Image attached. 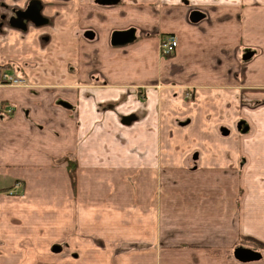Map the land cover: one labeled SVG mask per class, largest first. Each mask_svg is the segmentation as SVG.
<instances>
[{
	"label": "crops",
	"instance_id": "obj_1",
	"mask_svg": "<svg viewBox=\"0 0 264 264\" xmlns=\"http://www.w3.org/2000/svg\"><path fill=\"white\" fill-rule=\"evenodd\" d=\"M30 1L0 0V80L28 81L0 85V264H264V0H40L14 24Z\"/></svg>",
	"mask_w": 264,
	"mask_h": 264
},
{
	"label": "water",
	"instance_id": "obj_2",
	"mask_svg": "<svg viewBox=\"0 0 264 264\" xmlns=\"http://www.w3.org/2000/svg\"><path fill=\"white\" fill-rule=\"evenodd\" d=\"M102 3H111V2H117L116 0H102ZM34 14V17L39 16V9L33 10V7L30 9V11L27 13L28 16H31ZM33 17V16H32ZM18 22H22L23 17L21 15H18ZM135 37V30L130 29L124 32H118L114 35L113 42L115 44L117 43H128L134 40ZM237 256L242 259V260H252L257 258V253L250 251V250H245V249H239Z\"/></svg>",
	"mask_w": 264,
	"mask_h": 264
},
{
	"label": "built area",
	"instance_id": "obj_3",
	"mask_svg": "<svg viewBox=\"0 0 264 264\" xmlns=\"http://www.w3.org/2000/svg\"><path fill=\"white\" fill-rule=\"evenodd\" d=\"M178 45L177 38L174 35L167 36L164 41H162L161 48L164 54H171L175 51ZM3 84L7 85H17L20 86L26 83V80L23 78H18L16 76L4 73L2 76ZM13 113V108L8 106L5 109H0L1 116H8Z\"/></svg>",
	"mask_w": 264,
	"mask_h": 264
},
{
	"label": "flooded vegetation",
	"instance_id": "obj_4",
	"mask_svg": "<svg viewBox=\"0 0 264 264\" xmlns=\"http://www.w3.org/2000/svg\"><path fill=\"white\" fill-rule=\"evenodd\" d=\"M39 2H40V0H31L30 1V9L33 7V10H34V8H36V7H38V4H39ZM29 11V10H28ZM27 11H20V12H18L17 13V16H16V18H14V19H12V21L14 22V24H17V25H20V26H22L23 28H26V25L25 24H22V22L20 21V22H18V15H21L23 18L24 17H27L28 15H27V13H26ZM31 16H35L34 14H32ZM30 17V16H29ZM28 18V17H27ZM40 20V19H39ZM24 79V78H23ZM26 81H27V79H25Z\"/></svg>",
	"mask_w": 264,
	"mask_h": 264
},
{
	"label": "rangeland",
	"instance_id": "obj_5",
	"mask_svg": "<svg viewBox=\"0 0 264 264\" xmlns=\"http://www.w3.org/2000/svg\"><path fill=\"white\" fill-rule=\"evenodd\" d=\"M0 85H5V84H3V82H2V78H1V80H0ZM7 85H9V84H7ZM22 85H28V81H26V83L25 84H22ZM9 86H17V85H9ZM1 107V106H0ZM12 193V192H11Z\"/></svg>",
	"mask_w": 264,
	"mask_h": 264
}]
</instances>
